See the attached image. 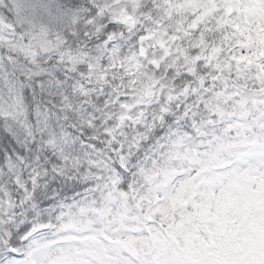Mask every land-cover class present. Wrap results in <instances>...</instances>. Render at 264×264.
Wrapping results in <instances>:
<instances>
[{
    "label": "snow or ice",
    "instance_id": "1",
    "mask_svg": "<svg viewBox=\"0 0 264 264\" xmlns=\"http://www.w3.org/2000/svg\"><path fill=\"white\" fill-rule=\"evenodd\" d=\"M0 264H264V0H0Z\"/></svg>",
    "mask_w": 264,
    "mask_h": 264
},
{
    "label": "trees",
    "instance_id": "2",
    "mask_svg": "<svg viewBox=\"0 0 264 264\" xmlns=\"http://www.w3.org/2000/svg\"><path fill=\"white\" fill-rule=\"evenodd\" d=\"M29 3H34L37 5L47 4L50 5L53 11L56 10L57 7H63V0H29ZM81 5H84V0H80Z\"/></svg>",
    "mask_w": 264,
    "mask_h": 264
}]
</instances>
